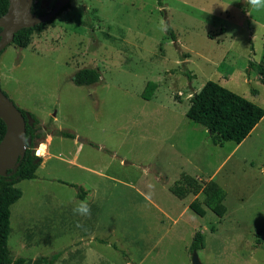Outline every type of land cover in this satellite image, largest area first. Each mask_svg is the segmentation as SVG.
<instances>
[{"label":"rangeland","instance_id":"obj_1","mask_svg":"<svg viewBox=\"0 0 264 264\" xmlns=\"http://www.w3.org/2000/svg\"><path fill=\"white\" fill-rule=\"evenodd\" d=\"M54 1L34 0L33 10L47 12ZM69 4L26 47L10 43L0 53V87L15 106L45 129L75 136L52 135L54 156L15 184L11 257L192 264L189 247L200 231L201 264H264V116L239 144L217 145L185 115L207 80L264 109V84L248 65L263 50L264 8L247 0ZM81 68L98 69L99 80L76 85ZM183 174L220 185L225 213L206 208L201 189L176 196L171 187ZM81 201L90 215L74 212Z\"/></svg>","mask_w":264,"mask_h":264},{"label":"trees","instance_id":"obj_2","mask_svg":"<svg viewBox=\"0 0 264 264\" xmlns=\"http://www.w3.org/2000/svg\"><path fill=\"white\" fill-rule=\"evenodd\" d=\"M157 1L158 3L160 2V0ZM8 4L9 0H0V15L7 11ZM69 5L67 3L62 11L66 10ZM34 6L33 2L32 10ZM33 12L36 14L43 13L34 10ZM47 24L52 25L53 19L47 23H39L33 27L18 30L13 36L12 43L20 48L26 47L31 34L41 32ZM170 35L174 38L172 33ZM262 46L263 50L260 59L257 62L249 60L248 65L249 68L256 69L260 82L264 84V41ZM99 77L98 69L81 68L74 73L72 81L76 85H91L96 83ZM251 91L253 93L256 92L254 89H251ZM20 111L25 115V135L28 137L29 142L26 144L24 155L17 161L15 167L7 170L4 176H0V264H22L25 261L23 258L13 259L11 257L7 238L9 234L10 206L21 196V190L15 184L23 179L35 178L37 167L42 161L41 157H38L34 152L35 145L40 144L46 134H58L69 138L75 137L72 133L58 130L54 127L45 129L34 114L21 109ZM185 115L207 129L213 144L223 145L225 141H233L239 144L264 116V109L218 82L207 80L197 92L190 96L189 106ZM4 131L5 124L0 118V140ZM198 189H201L205 194L203 199L204 206L217 216H222L226 211L223 203L226 192L216 182L209 180L202 185H198L194 179L183 174L180 181L171 187V190L178 197H184L191 191L197 192ZM189 208L199 216L205 214V209L195 201L189 203ZM202 245V233L200 231L194 232L189 247L190 251L198 250L202 248ZM57 256L58 253L54 254L47 264H52ZM28 262L31 261L29 260ZM33 263H36V260Z\"/></svg>","mask_w":264,"mask_h":264},{"label":"water","instance_id":"obj_3","mask_svg":"<svg viewBox=\"0 0 264 264\" xmlns=\"http://www.w3.org/2000/svg\"><path fill=\"white\" fill-rule=\"evenodd\" d=\"M33 2L34 0H9L7 11L0 15V52L12 43L18 30L54 19L70 0H55L52 8L42 14L33 12ZM24 116L0 87V118L5 124V131L0 140V176L13 169L24 155L26 145L19 139L20 133L25 135ZM26 117L28 118L27 115ZM191 263L201 264L196 250L191 252Z\"/></svg>","mask_w":264,"mask_h":264},{"label":"clouds","instance_id":"obj_4","mask_svg":"<svg viewBox=\"0 0 264 264\" xmlns=\"http://www.w3.org/2000/svg\"><path fill=\"white\" fill-rule=\"evenodd\" d=\"M247 3L258 10L264 8V0H247ZM19 139L23 141L25 145L28 142V137L23 133L19 134ZM44 147V145H41L40 148L37 149L36 155L38 157L41 155V149H43ZM74 212L79 213L81 215H90V208L86 202L81 201L79 205L74 209Z\"/></svg>","mask_w":264,"mask_h":264},{"label":"crops","instance_id":"obj_5","mask_svg":"<svg viewBox=\"0 0 264 264\" xmlns=\"http://www.w3.org/2000/svg\"><path fill=\"white\" fill-rule=\"evenodd\" d=\"M51 143H52V135L50 136V139L48 138V139H46V142H44L45 149H44V154L40 155V157L42 159L40 165L43 162H45L46 160H48V159H50L51 157L54 156V153L51 152V150H50ZM73 160H76V155L73 156Z\"/></svg>","mask_w":264,"mask_h":264},{"label":"bare ground","instance_id":"obj_6","mask_svg":"<svg viewBox=\"0 0 264 264\" xmlns=\"http://www.w3.org/2000/svg\"><path fill=\"white\" fill-rule=\"evenodd\" d=\"M41 145H44V143H40V144H39L38 148H36V152H37V149H39ZM44 146H45V145H44ZM43 154H44V148L41 149V155H43Z\"/></svg>","mask_w":264,"mask_h":264}]
</instances>
